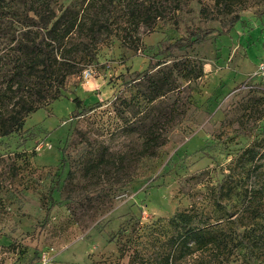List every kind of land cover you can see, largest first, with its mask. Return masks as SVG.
Instances as JSON below:
<instances>
[{
    "label": "rangeland",
    "instance_id": "374dc122",
    "mask_svg": "<svg viewBox=\"0 0 264 264\" xmlns=\"http://www.w3.org/2000/svg\"><path fill=\"white\" fill-rule=\"evenodd\" d=\"M215 2L181 0L154 26L118 16L115 33L62 95L2 139L0 264L158 257L176 233L169 219L192 207L195 223L208 220L227 245L174 264H264V199L214 201L211 190L225 178L237 190L264 185V88L254 75L264 56V0H228L223 12ZM22 9L20 0H0V66L23 29L13 14ZM212 29L202 43L168 48ZM126 33L140 37L138 49L124 43ZM166 75L172 89L149 100L152 80ZM76 96L91 108L79 112ZM156 126L162 141L146 148ZM251 147L258 170L243 156Z\"/></svg>",
    "mask_w": 264,
    "mask_h": 264
},
{
    "label": "trees",
    "instance_id": "16d2710c",
    "mask_svg": "<svg viewBox=\"0 0 264 264\" xmlns=\"http://www.w3.org/2000/svg\"><path fill=\"white\" fill-rule=\"evenodd\" d=\"M20 1L23 9L13 14L22 22L23 29L19 35L13 33L12 39L16 41L14 52L7 53V59L0 66V143L4 137L23 130L29 115L62 95L67 79L91 63L96 58L100 43L115 33L118 28L115 24L120 22L118 16L127 21H149L154 26L157 20L166 17L168 8L175 10L181 6V0H75L66 6H58L59 0ZM227 5L228 0H216L214 7L223 12ZM118 7H121L119 15ZM203 10L206 13L209 11ZM239 18V15H234L228 22L232 25ZM212 32L214 29L194 32L177 39L168 48L202 43ZM122 38L128 46L139 48L140 37H129L126 33ZM150 67L151 64L145 71L138 73L136 79L147 74ZM158 80H152V93L147 95L149 100L172 89L171 76L166 75ZM74 101L77 107L82 106L79 112L91 108L79 96ZM161 141V133L156 126V130H152L148 137L146 148L158 147ZM258 152L251 147L243 153L246 161L252 162V168L257 170L261 166L256 161ZM259 176L264 180V171ZM258 184V181H254L242 190H237L225 178L217 185H212L213 200L223 201L236 195L241 196L242 201H263L264 185ZM53 191L50 193L47 216L55 202ZM252 210L259 212L256 208ZM196 216L193 207L177 211L169 219L176 230L171 237L170 249L163 251L161 256L140 261L132 256L130 264H174L179 259L185 260L197 250L210 246L221 249L227 245L225 237L212 223H208V220L203 221L204 225L195 223Z\"/></svg>",
    "mask_w": 264,
    "mask_h": 264
},
{
    "label": "built area",
    "instance_id": "2783aa9c",
    "mask_svg": "<svg viewBox=\"0 0 264 264\" xmlns=\"http://www.w3.org/2000/svg\"><path fill=\"white\" fill-rule=\"evenodd\" d=\"M254 75L260 79L262 87L264 88V56L259 59Z\"/></svg>",
    "mask_w": 264,
    "mask_h": 264
}]
</instances>
